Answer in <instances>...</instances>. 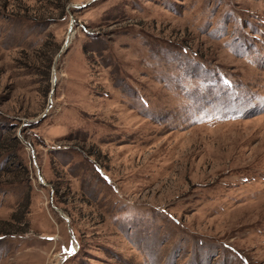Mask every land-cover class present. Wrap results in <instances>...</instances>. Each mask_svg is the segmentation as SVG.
Returning <instances> with one entry per match:
<instances>
[{
  "label": "rangeland",
  "instance_id": "374dc122",
  "mask_svg": "<svg viewBox=\"0 0 264 264\" xmlns=\"http://www.w3.org/2000/svg\"><path fill=\"white\" fill-rule=\"evenodd\" d=\"M0 264H264V0H0Z\"/></svg>",
  "mask_w": 264,
  "mask_h": 264
},
{
  "label": "water",
  "instance_id": "95a60500",
  "mask_svg": "<svg viewBox=\"0 0 264 264\" xmlns=\"http://www.w3.org/2000/svg\"><path fill=\"white\" fill-rule=\"evenodd\" d=\"M71 31V28H69V32ZM68 37H69V34L68 36L66 37V39L64 40L62 46H61V50L65 49L66 46H67V43H68ZM60 54V52L57 53L56 57Z\"/></svg>",
  "mask_w": 264,
  "mask_h": 264
},
{
  "label": "snow or ice",
  "instance_id": "6c2138e0",
  "mask_svg": "<svg viewBox=\"0 0 264 264\" xmlns=\"http://www.w3.org/2000/svg\"><path fill=\"white\" fill-rule=\"evenodd\" d=\"M70 252H74V249L69 250Z\"/></svg>",
  "mask_w": 264,
  "mask_h": 264
}]
</instances>
